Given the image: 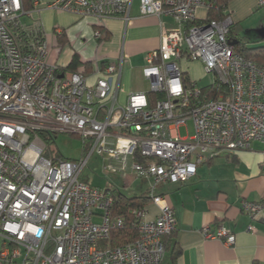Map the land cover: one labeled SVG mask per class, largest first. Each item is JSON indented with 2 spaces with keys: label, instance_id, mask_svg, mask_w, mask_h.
I'll use <instances>...</instances> for the list:
<instances>
[{
  "label": "built area",
  "instance_id": "built-area-1",
  "mask_svg": "<svg viewBox=\"0 0 264 264\" xmlns=\"http://www.w3.org/2000/svg\"><path fill=\"white\" fill-rule=\"evenodd\" d=\"M133 0H55L79 17L131 20ZM264 8V0H258ZM35 6V1H34ZM205 0H140L141 15H169L161 23L158 49L139 69L141 88L121 102V73L127 57L97 64L94 81L84 71L62 69L47 60L40 22L26 24L22 0H0V263L162 264L163 237L177 219L156 193L166 182H188L198 166L220 152H238L260 141L264 150V65L246 58L228 40L233 20L203 21L196 13ZM205 18H203L204 20ZM62 32V30H61ZM60 32V33H61ZM58 33V34H60ZM99 35V32H97ZM201 61L227 94L211 98L185 76L181 61ZM192 122V132L180 128ZM59 134L82 138L84 157L61 158L47 141ZM93 155L122 176L151 179L150 203L131 210L139 238L112 246V232L125 227L115 214L113 190L81 179ZM255 232L264 201H242ZM99 219V222H97ZM206 239L235 244L229 228L207 224Z\"/></svg>",
  "mask_w": 264,
  "mask_h": 264
},
{
  "label": "crops",
  "instance_id": "crops-1",
  "mask_svg": "<svg viewBox=\"0 0 264 264\" xmlns=\"http://www.w3.org/2000/svg\"><path fill=\"white\" fill-rule=\"evenodd\" d=\"M54 1L35 0L34 8L22 17L26 24L38 20L42 25L48 43L47 60L66 69L77 54L92 82L97 64L117 62L125 54L119 94L120 101L125 102L132 90L143 86L139 69L146 65L149 53L160 46L161 23L171 28L175 25L173 18L141 15L140 0L132 2L129 23L120 17H79L55 7ZM226 13L240 35L246 37L248 46H264V36L260 35L264 30V8L258 0H231ZM63 29L61 36L58 33ZM101 30L103 39L99 40ZM185 129H192L189 123ZM157 191L172 206L177 219L174 234L182 255L176 264H264V213L255 222L256 231L249 232L251 219L242 210L244 199L264 201V150L260 141L238 152L222 151L199 165L188 182L162 183ZM147 209L150 217L159 213L155 204L149 203ZM207 224L232 230L235 244L206 239L202 228ZM13 264H21V260ZM162 264H172V249L165 252Z\"/></svg>",
  "mask_w": 264,
  "mask_h": 264
},
{
  "label": "trees",
  "instance_id": "trees-1",
  "mask_svg": "<svg viewBox=\"0 0 264 264\" xmlns=\"http://www.w3.org/2000/svg\"><path fill=\"white\" fill-rule=\"evenodd\" d=\"M35 0H22L23 10L29 12L34 8ZM206 2L212 3V7L207 10V15L205 19H201L196 24H200L203 21L210 20H223L229 15L226 13V9L231 0H205ZM65 30L63 29L60 33L61 36L64 34ZM103 30H101V35L99 40H102ZM239 30L236 29V26L233 24L230 33L228 35V40L233 44L234 49L241 53L248 59H251L258 63L259 65H264V46L250 47L248 46L246 37L241 36ZM107 37V36H106ZM82 63L77 54H75L66 67L65 70L71 71H84L87 74L85 69H82ZM84 66V65H83ZM205 90L211 92V98H217L220 93L227 94V88L222 85L218 80L213 84H210L205 87ZM55 137L48 139L47 144L51 146ZM115 197V214L123 215L126 219V225L124 228L115 230L112 232L110 244L112 246H123L129 243L135 242L139 238V233L136 228L133 226L134 218L131 216V210L134 208L143 209L150 203V194L149 191H146L140 195H134L129 197L121 192L113 191ZM175 232L164 235L163 242L165 245V250L172 249V264H176L178 258L182 255V249L179 246V243L175 240ZM256 264V263H254Z\"/></svg>",
  "mask_w": 264,
  "mask_h": 264
},
{
  "label": "rangeland",
  "instance_id": "rangeland-1",
  "mask_svg": "<svg viewBox=\"0 0 264 264\" xmlns=\"http://www.w3.org/2000/svg\"><path fill=\"white\" fill-rule=\"evenodd\" d=\"M206 12L207 8L202 6L199 7L196 15L199 18H204ZM241 33L242 35L245 34L246 30H241ZM181 65L185 76L193 81H198L201 86H208L212 83L214 77L206 71L201 61H181ZM190 128H192L191 122H189ZM190 132H192V129ZM180 133L182 136L188 134L185 127L180 129ZM82 142V138L77 134H59L51 146L48 145V150H53L52 153L61 158L79 161L84 157ZM106 165L104 158L93 155L88 166L83 170L81 179L94 187L115 190L129 197L144 193L153 183L151 179H140L135 176L124 177L118 172H112L105 167ZM97 222H99V219H97ZM16 261H20V259Z\"/></svg>",
  "mask_w": 264,
  "mask_h": 264
},
{
  "label": "water",
  "instance_id": "water-1",
  "mask_svg": "<svg viewBox=\"0 0 264 264\" xmlns=\"http://www.w3.org/2000/svg\"><path fill=\"white\" fill-rule=\"evenodd\" d=\"M260 35L263 37L264 36V30L260 33Z\"/></svg>",
  "mask_w": 264,
  "mask_h": 264
}]
</instances>
